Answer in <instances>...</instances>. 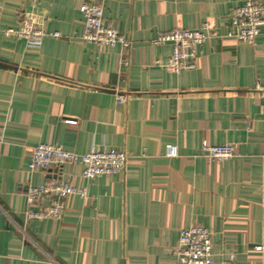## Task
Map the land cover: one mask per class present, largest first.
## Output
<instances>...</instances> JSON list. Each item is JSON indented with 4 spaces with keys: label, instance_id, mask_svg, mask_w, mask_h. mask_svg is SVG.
<instances>
[{
    "label": "crops",
    "instance_id": "crops-1",
    "mask_svg": "<svg viewBox=\"0 0 264 264\" xmlns=\"http://www.w3.org/2000/svg\"><path fill=\"white\" fill-rule=\"evenodd\" d=\"M86 1L0 0V264H176L181 230L194 224L211 231L215 264H264V25L253 44L229 35L246 0H95L131 41L103 47L81 37ZM24 13L61 36L30 46L6 34ZM204 23L216 35L193 67L154 62L173 52L159 35ZM204 140L235 156L206 155ZM40 143L129 159L90 180L79 164L30 171ZM52 176L88 196L70 194L60 219L29 220V186Z\"/></svg>",
    "mask_w": 264,
    "mask_h": 264
},
{
    "label": "built area",
    "instance_id": "built-area-1",
    "mask_svg": "<svg viewBox=\"0 0 264 264\" xmlns=\"http://www.w3.org/2000/svg\"><path fill=\"white\" fill-rule=\"evenodd\" d=\"M85 18L82 38L95 42L103 47H111L118 43L124 46L130 45V40L116 27L109 25L104 20V7L95 0H87L81 6ZM264 25V4L259 0H246L242 5L234 8L231 13L232 30L230 36L235 37L241 43H255ZM6 34H14L26 40L30 46H39L45 37H59V31L47 32L34 13H24L18 28L8 27ZM214 29L204 23L199 29H175L169 33L159 35L154 42L170 41L173 44V52L163 61L155 59V63L165 67L169 71L180 72L182 69L193 67L200 56V47L208 39L215 36ZM118 101H124L126 96L119 94ZM202 151L220 160L235 156V147L230 143L213 144L204 140ZM166 153L170 157L178 155V147L175 144L166 145ZM129 154L125 150H107L96 146L91 147L86 153H77L67 150L59 144L40 143L35 147L31 161L27 165L30 171H50L59 169L65 164H79L86 180L101 176L112 175L125 171ZM76 193L86 198V188H79L70 179L57 176L36 184L30 185L27 194L26 216L30 219H47L63 217L67 197ZM49 197L50 201L41 203V200ZM39 205V206H37ZM38 207V208H36ZM256 249L264 251V243L257 244ZM176 264H215L212 252V233L201 224H194L181 230L179 243L176 247ZM234 255L229 257V261Z\"/></svg>",
    "mask_w": 264,
    "mask_h": 264
}]
</instances>
